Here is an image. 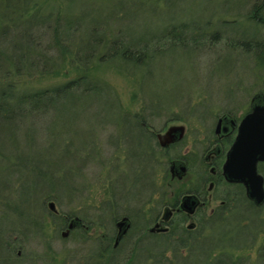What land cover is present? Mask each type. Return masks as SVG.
Segmentation results:
<instances>
[{
  "label": "rangeland",
  "instance_id": "1",
  "mask_svg": "<svg viewBox=\"0 0 264 264\" xmlns=\"http://www.w3.org/2000/svg\"><path fill=\"white\" fill-rule=\"evenodd\" d=\"M50 2L52 7L59 6L66 21H73L81 26L80 31L73 36L77 51L74 47L73 52L67 53L66 60L59 62L57 68L61 72L58 75L29 76L25 71L20 73L16 68L27 66L34 59L32 54L26 59L25 53L29 44L26 30L35 21V17H32L33 20L25 17L20 19L11 9L7 18L12 23L20 24V27L17 30L0 31V49L11 56L13 64L10 68L14 71H6L7 77L0 76V82L15 83L16 89L21 93L24 89L35 90L60 85L86 71L90 74L89 83L83 81V86H93L95 90L87 92L84 98L57 99L59 106L55 116H49L48 119L42 116L35 119L22 118L18 119L19 126L0 129V192L11 191L9 198L15 201L13 207L19 212L27 207L23 198H29L33 193L31 208L36 207L37 210L40 190L46 187L44 184L52 179L51 176L54 175L57 181L64 179V182H76V199L71 204H68V198L55 200L57 206L63 211H72L73 216L83 217L88 213L89 219L86 221L93 223L97 220L96 213L101 214L99 207H102L107 198L110 175L115 177L116 186L119 182L115 179L120 173L127 190L125 196L117 193L119 212L131 208L132 212L137 213L138 204L147 200L148 195L156 204L161 198V193L158 192L164 190L167 193L166 201L171 202L176 198L177 189H182V194L189 188L195 189L198 178L209 174L210 167H207L202 158L205 153L200 149L212 135L218 117L228 113L240 120L249 111L251 98L261 89L264 90V68L256 67L252 53L260 51L254 49L253 45L235 47L236 40L264 41V24L259 23L261 18H255V12L252 14L256 0ZM4 14L0 0V19ZM40 31L42 30H37L34 39L40 52H43L49 39ZM168 32L171 37L166 41L161 40ZM112 35L113 41L108 47L110 40L107 39H111ZM105 39L106 42L102 44ZM75 51L83 58H89L94 51L96 54L89 62H85L74 56ZM52 54L59 58L56 51ZM6 63H9L7 57L0 56V70L3 68L0 75H5L2 72L7 68ZM106 84H109L115 95L100 90ZM13 111L17 112V109L14 108ZM135 115L139 116L137 119L143 121L144 125L157 132L178 124H186L188 127L183 140L172 147H164L163 149L168 148L167 152L160 148L159 157L152 160V170L149 166H144L140 173L136 169L141 161L135 153L139 151L138 144L143 131L137 128L133 118ZM30 124L38 132L37 138L32 142H29L25 133L26 125ZM122 136L126 137L129 153L132 155L129 163ZM230 142L226 143L227 148ZM79 149L84 154L83 157L89 156L82 166H79L81 159L70 153ZM181 156L189 159L190 170L182 180H172L170 162ZM29 158L34 159L38 165L39 177L43 178L39 182L42 184L32 188L26 182L22 186L15 182L18 173L14 165L19 161L23 164L20 167L22 171ZM14 160H17L16 163H13ZM24 174L29 177L34 173L24 169ZM150 179L154 185L148 190ZM29 181L28 178L27 182ZM130 188L131 192L128 191ZM28 189L31 190L30 195L27 193ZM217 190L218 188L212 191L214 198L208 199L202 211L210 213L221 203ZM224 190L221 185L218 194ZM234 190L235 188L226 186L225 191ZM170 193H174V196L170 197ZM143 194L145 196L142 197ZM1 201L5 203L7 198H1ZM46 210L48 213L47 203ZM12 212L9 218L0 217V227L8 228L16 222L21 223L22 219L17 214L19 212ZM41 214L42 212L38 215L49 225L46 228L48 232L32 234L24 245L22 237H17V251L27 253L32 260L30 264H122L130 254L129 244H125L116 252V260L111 258L107 261L105 257L100 260L97 254L104 247L90 240L82 241L80 236L82 232L90 238H96L107 229L91 227L77 232V235L69 233L66 238L55 236L51 219ZM260 214L264 216V207ZM242 216L256 219V226H264V220L260 223L252 210L247 208L245 212L234 213L227 224H219L214 232L211 231L212 237L228 232L231 242L226 237L223 244H248L245 249L233 251L229 248V251L234 252L235 262L240 259L235 264H264L258 255L259 249L264 246V232L258 234L255 244L249 245L255 225L243 227L239 224ZM108 229L112 231L111 227ZM12 231L19 235L23 227L16 224ZM144 246L146 249L152 247L149 241ZM207 246L208 241L201 242L188 258L178 263H164L171 262L174 258L172 249H169L165 252L164 262L157 264H216L212 262L213 258L207 259ZM113 249L112 242L110 250ZM138 251L136 258L129 264H154L151 263L152 258L144 263V249ZM181 252L187 256L185 249ZM16 263L19 264V260Z\"/></svg>",
  "mask_w": 264,
  "mask_h": 264
},
{
  "label": "trees",
  "instance_id": "2",
  "mask_svg": "<svg viewBox=\"0 0 264 264\" xmlns=\"http://www.w3.org/2000/svg\"><path fill=\"white\" fill-rule=\"evenodd\" d=\"M50 1L51 0H1V6L3 7L5 14L2 15L3 17L2 19H0V31L17 30L20 27V24L12 23L9 20V18H7L9 17L8 11L11 9L14 14H17L19 16L20 19H22L23 17L32 19V17H35V21L30 23V25L26 30V37L28 39L27 41L29 42V44L27 45V51L25 53L26 59H28L29 55L31 54L33 55L34 59L30 61V64H28L27 66L22 65L21 67L16 68V70H18L20 73H22V71H25L27 72L26 74H28L29 76H34L37 74L44 76L56 75V74L58 75L59 72H61L57 68L59 62L64 59L66 60L67 53L69 51L73 52L72 49L74 47L75 50L77 51V47H76L77 43L74 42L73 36L75 33L80 31L81 26L77 25L73 21H66L62 11L58 9L59 6H57L56 8L52 7L53 4ZM254 5L255 6L253 7L252 14L256 13L255 18L257 20L261 18L259 20L260 21L259 23L264 24V0H256V3ZM37 30H42L44 32V35L47 36L49 39V42L46 44L45 48H43V52H40V50L38 49L39 45L36 44L37 42L34 39V35L37 32ZM170 37H171V33L168 32L162 37L163 39L161 40L166 41ZM107 40H110L108 44L109 47L113 41V35L111 39H107ZM105 42L106 39L103 40V42L101 43L103 44ZM243 44H246V46L253 45L254 49L256 50L258 49L260 51L259 53L252 52L254 53L253 58L255 60L256 67L264 68V56H263L264 41L251 39L250 41L241 42L239 40H236L235 47L241 48L240 46ZM105 45L107 44H104V46ZM53 51L57 52L59 58L58 56L55 55L53 56L52 54ZM76 51L74 56H76L81 61L89 62L90 58L94 57L97 50L94 51L89 58H83V56L76 53ZM2 55L7 57V61H9V63H6L7 64L6 70L3 71L2 73L5 74L7 73L6 71H8L9 73L11 70L14 71L13 69L10 68V66L13 64V60L11 56L6 55L4 51L0 49V56ZM104 56L107 55L104 54ZM72 57L73 55H71V58ZM107 59H110L109 56H107ZM2 69L3 68H1V70ZM84 72L85 73H81L76 78L72 80H68L60 85L44 87L35 90L24 89L21 93H19L20 91L16 89L15 83L0 82L2 83V85H0V129H12L17 125L19 126L20 123L18 119H22V118L35 119L42 116L45 117V119H48L50 118L49 116L51 117L55 116V113L58 109L57 107L59 106L57 99L60 98L76 99V98H84V96H87V92L94 91L95 87L87 86V85L83 86L84 84L82 82L86 81L88 84L90 77V74H88L86 71ZM0 76L7 77L6 74L4 76L3 75ZM104 87L105 88H101L100 90L105 91L107 93L111 92L115 95L114 91L111 89L109 84H106ZM260 92L262 93L264 92V90L261 89ZM14 108L17 109V112L13 111ZM138 117H139L138 115H135L133 118L136 120L137 128H141L143 131V135L139 139V144H138L139 151H136L135 153L140 158L141 161L140 165L136 169V172L140 173L143 171L144 166L146 167L149 166V169L152 170V167L154 166L153 161L159 157V151H161L162 148L159 146V143L157 142L155 130H152L147 125H144L143 121H139L137 119ZM26 126L27 127L25 133L28 135L29 142H32L37 138V133H38L37 129L35 127H32L31 124ZM122 139L124 140V144L126 145L128 151L127 154L129 158H127V160L129 163L132 155L129 153V146L127 144L126 137L122 136ZM88 144L90 143L88 142ZM29 147H32V145H29ZM162 150L167 152L168 148ZM70 153L73 157L77 156L79 159H81V164L79 166L84 165L89 159L88 155L83 157L84 154L82 155L81 149L77 150L75 153H72V151ZM184 158L185 157L181 156V157H176L173 160L184 159ZM16 161L17 160H14L13 163L14 162L16 163ZM16 164L14 165V167L18 174L15 182H19L20 183L19 186H22L24 182H26L27 186L31 188L42 184L39 182L42 181L43 178L39 177L38 165L36 164L34 159L29 158L25 164L26 168L23 167L22 171L20 170V167L23 164H21L19 161ZM24 169H26V171H31L34 174L30 175L29 177H26L24 174ZM259 169L260 171L264 172V163L260 164ZM204 176H207V174H205ZM28 178L30 180L29 182H27ZM51 178L52 179H50L48 183L45 182L44 186L46 187H42V189L40 190L41 195L39 197V202L37 204V210L36 207L31 208V204L34 200L33 193L29 198H23V202H25L27 207L25 208V210L21 209L19 212L13 207L15 201L9 198L11 191L7 190V193L0 192V199L7 198V201L5 203H2V201L0 202V211H1L0 217L9 218L12 215L11 213H13L12 211H16L19 212L17 214H19L20 218L22 219L20 224L19 222L18 223L16 222L8 228L0 227V263L3 262V258L10 259L11 257L12 258L14 257L13 259L20 260L21 258L24 257V255L19 256L16 251L17 248L19 247L17 237L21 236L20 234L24 232L26 233V231L24 230L25 226L29 227L34 231H37V233L46 232V228L48 225L47 222L45 220H42L41 217L38 215L41 212H42L41 214L42 216L47 215V218L51 219V222L54 223L57 226V228H59L58 230L63 229L66 226L67 219L73 216L72 211L69 210L63 211L62 209H59L60 211L59 213H51L50 211L48 212L49 214L47 213L45 199H53L56 201H60L61 198L63 199L68 198L69 199L68 204H71L76 199L75 191L78 188L76 182L68 183V181L64 182L65 181L64 179H59L57 181L54 175L51 176ZM108 178H109V187L107 191V198L104 199L105 201H103L102 203L103 206L99 207V210H101V214L96 213L97 220L95 219L96 220L95 222L92 223L90 221L88 223L86 221V219H89L88 213L86 214L87 216L85 215L83 217L81 216V218L85 221V223L86 224L88 223L89 225H91V227L106 226L107 227L106 232L96 238H90L86 234L82 233L81 230L78 229L73 230V232L71 233L72 235H75L77 232L80 231L81 232L80 239H82V241L90 240L93 241L94 243L101 244L104 248L101 251H99V253L97 254L100 260L104 259V257L106 258L107 261L111 260V258L116 260L117 257L116 252H118L120 246L129 244L130 254L129 256L124 258L122 264H129L130 262H132L138 254L137 251L141 249H144V263L146 260H149L150 258L153 259V262L151 263L154 264L160 262L163 263L165 260L164 257L165 252L169 249H172L174 253V258L171 262H164V263H178L180 260L188 258L191 254H193V252L197 250L201 242L208 241V246L206 248L208 251L206 256L207 259L213 258L214 260L212 259V262L216 264H235L240 259L238 258L235 262L233 251L238 249H245L246 248L245 246H247L248 244L246 243L243 245L227 246L226 244H223V242L226 240V237H227V241L231 242V239H229L227 235L228 232L226 234L225 233L216 234L217 237L214 238L212 237L211 231L214 232L215 228L219 224H223V223L227 224L229 218L237 211L245 212L247 208L252 210L255 218L259 219L260 223L264 220V216H261L260 214V212L263 210L264 205L258 207L253 201L249 200L246 197L245 189L242 185L231 186L224 181L223 176H220V181H221L220 184H224L223 186H225V190H226V186L233 187L235 188V190L234 192L224 190L220 195L217 194L218 197H221L222 200H225V203H221L216 208V211H214L212 214L204 213L202 215V219H201L202 221L198 229L179 230L177 234L173 235V239L168 237V235L154 236V235H150L147 231L146 232H144L143 230L136 231L132 229L129 232V234L123 238V240L120 242L118 247H116L113 250H110L111 241L115 230L114 220L122 213L132 214V215H135L136 213L132 212L131 208L123 209L124 211L122 210L121 212H119L118 207L120 202L118 200L117 193H121L122 196H125L124 195L126 194L125 191H127L125 190L126 186H124L121 181L123 177L121 176L120 173L118 174V177H116L115 179L117 183L119 182L118 184H116V186L114 184L115 177L113 178V176L110 175ZM153 185L154 183L150 179L148 181V190L151 189ZM7 188L9 189V187ZM131 189L132 188H130L128 191L131 192ZM182 191H183L182 189L176 190L177 199L178 196L182 194ZM53 192L55 194H53ZM27 193H29L30 195L31 190L28 189ZM158 193H161V195H163L166 193V190ZM231 193H235V194H231ZM145 194H143L142 196H145ZM231 195H233L234 197L231 198ZM151 199L152 197H150V200ZM163 199L164 196H162L158 201L161 202L163 201ZM139 202H141V199ZM143 207L144 206L142 205L141 208ZM141 208H140V204H138V210ZM255 220L256 219L254 218L251 219L248 216L247 217L242 216L239 219V224H242L243 227H249L256 224ZM243 221H248V223H244ZM16 224L21 225V227H23V231H21L19 235H17L14 231H12V229ZM110 227L112 228V231L108 229ZM205 230H210V231L206 232ZM263 232H264V226L261 227L255 225V232L252 236V240L249 245L252 246L253 244H255L258 234ZM8 233H10L9 236H6ZM156 240L159 242L157 243ZM146 241H149L151 243L152 245L151 248L148 249L145 248L144 244ZM230 247L232 248L233 251L232 250L229 251ZM183 249L187 251V256L182 254L181 251ZM216 251H217V255H215ZM258 255L261 258V261H264V246H261V248L258 251Z\"/></svg>",
  "mask_w": 264,
  "mask_h": 264
},
{
  "label": "flooded vegetation",
  "instance_id": "3",
  "mask_svg": "<svg viewBox=\"0 0 264 264\" xmlns=\"http://www.w3.org/2000/svg\"><path fill=\"white\" fill-rule=\"evenodd\" d=\"M219 122H220V126L218 127ZM239 122H240L239 120H237L236 118H234L232 115L228 113H224L218 117L217 122L212 130V135H210L206 143L203 145V148L200 149V151L205 153L204 157L202 156V158L204 159L207 167L208 168L210 167V168H209V174H207V176L198 178L199 180H198L196 190L194 188H189L188 190H186V193L179 195L178 199L174 198V200L171 202L166 201L165 197H167V193H165L162 195L164 196L163 201L157 202L156 204L153 203L154 201L152 199L150 200L149 195H148V199L142 200L143 203H140V208L142 205L144 207L137 210V213L135 215L122 213L120 214V216H118L114 220L115 230H114L113 238L111 241V244L113 242L114 249L118 247V245L123 240V238L126 237L132 229L136 231H142V230L144 232L147 231L150 235H154V236L168 235V237L173 239V235L177 234L179 230H185V229L195 230L200 227V224L202 221L201 220L202 215L206 213L205 211H202V209L208 203V199L210 200L214 198V196L211 194L212 191H215L216 188H218L217 190V194H218L221 185L222 186L224 185V184H220L221 182L220 176L223 175L222 166L225 161L227 151L229 150L230 146L235 140V137L238 131ZM183 125H185L186 127V130H185V136H186L188 133V127L186 124H183ZM167 128L164 131L157 132L155 130L157 140H158V133L165 132ZM226 141L227 142L231 141L229 143L228 148H227ZM178 142L179 141L175 142L174 144H177ZM187 159L188 158L186 157L182 160H184L185 164L190 169V161L189 159L188 160ZM221 159L222 161L220 162L219 160ZM175 178H177L178 180H182V178H180L177 175V173L175 176L173 174L171 176L172 180H175ZM233 184H236V183H233ZM159 195L160 197H162L161 194ZM173 196H174V193H170V197H173ZM185 196H192L194 200L197 201L196 207L193 212L189 211L188 208H181L183 199ZM47 200L45 201V204L47 203V206H48L49 201L52 199H47ZM221 203H225V200H222ZM151 204H153V206H150ZM147 206H150V207L147 209L146 208ZM218 206L219 204L215 207L214 210L212 209L210 213H206V214H212L214 211H216V208ZM50 212L55 213L52 211ZM74 217H79L80 219V224L78 225L79 227H77L78 230L86 231V229L91 228V225L86 224L85 221L80 216H72L71 218H68L66 226L60 230H58L59 228H57V226L54 223H52L50 220V223L54 225L55 236L61 235L62 237H64L63 232L64 230L68 229L69 222ZM125 217L128 218L129 226L127 228L126 234H124L121 237L118 245H116V237L120 230L118 223ZM93 227H96V226H93ZM99 228L107 229L106 226H101ZM24 230L26 231V233L24 232L21 234L23 245L26 244L30 240L32 234L35 233L34 235H39V234L44 233V232L37 233V231H34L26 226ZM72 232L73 230L70 232V234ZM104 233L105 232H103V234ZM17 254L19 256L24 255V257L19 260V264H30V262H32V260H30L29 258V255L27 253L24 254V251H22V253L20 251L19 252L17 251ZM13 258L12 257L10 259L3 258V262L0 264H5V263L6 264H17L16 263L17 259H13ZM25 261H28V262L25 263Z\"/></svg>",
  "mask_w": 264,
  "mask_h": 264
},
{
  "label": "water",
  "instance_id": "4",
  "mask_svg": "<svg viewBox=\"0 0 264 264\" xmlns=\"http://www.w3.org/2000/svg\"><path fill=\"white\" fill-rule=\"evenodd\" d=\"M221 121V120H220ZM220 126V122L218 127ZM186 127L183 124L172 125L164 133H158L161 146L169 147L185 136ZM264 162V92L256 93L250 102V110L242 117L238 125L236 138L226 154L222 170L225 179L230 183H241L246 188L247 196L258 206L264 204V174L259 170V164ZM170 171L183 178L187 173L184 161L176 160L171 163ZM197 201L192 196H185L181 208L193 212ZM53 212H57L55 201L49 202ZM80 224L79 217H74L68 229L63 232L67 237L70 231ZM120 230L116 245L126 234L129 226L128 218L119 221ZM124 227V228H123Z\"/></svg>",
  "mask_w": 264,
  "mask_h": 264
}]
</instances>
